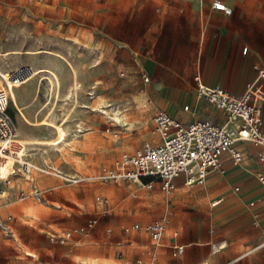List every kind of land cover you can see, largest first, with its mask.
<instances>
[{
  "label": "rangeland",
  "instance_id": "obj_1",
  "mask_svg": "<svg viewBox=\"0 0 264 264\" xmlns=\"http://www.w3.org/2000/svg\"><path fill=\"white\" fill-rule=\"evenodd\" d=\"M239 2L230 6L235 20L243 9H247L264 23V0ZM148 4V0H0V52H35L32 56L0 57V65L6 68L0 70H15L25 65L36 68L35 62L81 64L84 78L80 81L75 68L77 80L60 70L57 71L59 83L48 78L42 84L41 97L47 100L53 93L57 102L52 109L61 110L63 119L73 123L79 120V115L86 116V124L75 127L71 135L68 130H60L61 145L68 143L69 135L74 138L71 146L66 148L68 155H61L62 148L52 150L57 160L54 164L64 173L72 174L63 170L67 165L76 167L82 176L93 175L99 165L101 168L113 167L124 154H133L145 142L155 140L153 106L148 100L138 98L144 83L134 53L126 45L129 39L142 37L148 25L144 19ZM153 13L160 14L157 8ZM76 84L79 89L75 95ZM3 86L5 82L0 76V87ZM133 99L137 102H132ZM101 100L109 108L126 111L134 124L133 131L116 125L105 114L96 111ZM127 102L132 105L128 106ZM10 113L19 128V139L31 140L22 137L21 131L31 132L29 127L33 126L21 119L13 103ZM20 120L27 129H22ZM95 128L96 133L93 132ZM83 133H87V144L77 140ZM95 136L101 141L97 146L92 142ZM82 153L98 156L82 161L79 155ZM46 158L52 163V157ZM2 169L6 177L8 170ZM28 175L20 174L19 179H11L9 183L0 182L3 191H0V264H38L44 259L50 261L45 264H81L79 261L87 262L83 258H88V264H107L109 261L133 264L140 259L146 264H157L155 254H147L150 248L131 246L128 239L142 234L147 243L152 245L156 241L144 230L127 232L125 228L164 219L167 228L175 217L187 220L193 217L194 220L195 212L207 217L210 211L207 203H200L209 199L200 197L197 192L203 185L180 188L168 194L157 185L148 189L132 182L71 184L36 172L42 193L35 196ZM9 184L24 191L20 201L9 203L1 198L7 195ZM105 199L108 202L102 204ZM113 203L117 208L110 212L108 204ZM91 219H97L94 227L84 233L76 232L86 228ZM68 232L71 236L62 242L61 237H67ZM53 234L55 241L50 239ZM36 254L39 258L33 256Z\"/></svg>",
  "mask_w": 264,
  "mask_h": 264
},
{
  "label": "crops",
  "instance_id": "obj_2",
  "mask_svg": "<svg viewBox=\"0 0 264 264\" xmlns=\"http://www.w3.org/2000/svg\"><path fill=\"white\" fill-rule=\"evenodd\" d=\"M148 1V8L144 15L148 25L142 37L129 39L126 42L127 47L134 53V61L141 70L142 79L143 75L150 78L147 83L143 80L144 89L138 98L148 100L152 104L153 117L158 110L162 109L173 117H179L183 122L207 118L223 123L225 113L197 96L194 77L199 75L204 84L221 85L236 96L242 95L249 86L255 85L257 73L253 66L264 63V23L247 9H243L242 14L238 15L235 20L234 10L230 6L237 2L240 3L239 0ZM216 1H221L231 8L232 15L226 16L223 12L214 10L212 5ZM156 8L160 13L158 15L153 13ZM244 48H247V51L244 52ZM41 65L49 68L37 67ZM34 66L36 68L31 65L23 66L31 68L33 75L26 83L23 82L14 87L16 101L12 96L10 104L13 103L23 121L19 109L33 123L30 125L33 127H29L31 132L21 131L22 137L31 139L28 141L44 142L59 139V142L52 145H31L25 142L26 158L31 163L38 167L46 165L56 167L54 163L57 160L52 150L62 148L64 150L61 149L60 153L66 157L68 155L66 148L71 146L74 140L70 132L75 130V127L84 126L86 116L79 115V120L71 123L63 119L61 110L52 109L57 102L55 97L53 99V93L52 97H47V100L41 97L43 80L48 78H43V76L35 78L34 70L43 68L56 73L62 70L63 73L73 75L68 63L36 64L35 62ZM74 66L79 72L80 81L84 78L81 73V64ZM0 69L6 68L0 65ZM0 71L10 77L13 70ZM53 92L56 96V87ZM132 102L136 103L137 100L133 99ZM185 105H189V110L183 109ZM47 119L60 125L62 131L63 129L68 130L70 135L67 144L61 145L63 136H60L56 129L49 126H34L42 121H48ZM20 123L22 129L28 128L21 120ZM95 123L97 127V122ZM93 132L96 133L97 129L95 128ZM86 135L87 133L80 135L78 142L87 144ZM99 141L95 136L92 142L97 146ZM239 146L246 151L244 161L239 165H234L230 157L225 155L223 157L225 172L223 174L211 173L207 181L202 184L205 187L199 186L197 189L200 197L209 199L200 201V203H207L210 207L207 217L201 215L199 211L195 212L194 220L193 217L188 220L181 216L175 217L169 222L163 236L156 243L151 245L147 243L142 234H138L128 239L130 245L137 244L145 249L150 248L147 254L154 253L155 259H158L157 264H264V245L258 246L264 241V186L256 177L257 172H264V162L257 161L251 143L240 142ZM79 155L82 161L98 156L97 154L90 156L87 153ZM47 156L52 157V163L47 161ZM100 168L101 165L97 167L98 170ZM63 170L79 174L76 167L64 165ZM3 172L4 169L1 170L2 176H4ZM36 172L43 173L35 169L31 171L27 177L32 182L31 187H39ZM43 174L62 180L55 175ZM19 177L20 174L13 175L10 180L19 179ZM156 187L159 188L158 185ZM188 187L179 181L176 190ZM20 190L22 188L19 186L9 184L6 189L7 195L1 198L9 203L18 202L20 201L18 199ZM217 199L221 201L213 205L212 203ZM112 205L110 212L117 208L115 203ZM182 230L185 232L183 233ZM223 243L226 246L218 249V246ZM177 245H184L185 251L175 256L174 247ZM33 256L39 258L37 254ZM83 259L87 262L79 261L81 264L89 263L88 258ZM45 263H50V261L45 259L38 261V264ZM133 264H146V261L140 259Z\"/></svg>",
  "mask_w": 264,
  "mask_h": 264
},
{
  "label": "built area",
  "instance_id": "obj_3",
  "mask_svg": "<svg viewBox=\"0 0 264 264\" xmlns=\"http://www.w3.org/2000/svg\"><path fill=\"white\" fill-rule=\"evenodd\" d=\"M212 8L223 12L226 16H231L233 12L221 1L214 2ZM245 51L247 48H244ZM253 67L257 73L256 84L249 86L240 96L231 94L221 85L204 84L199 75L194 77L197 96L225 113L223 123L207 118L183 122L160 109L153 117L157 133L154 141L145 142L133 154H124L115 166L100 168L95 174L88 176L67 174L49 165L38 167L26 158V143L17 140L18 126L9 110L12 101L10 85L0 73L5 82V86L0 87V167H7L8 170L6 177L0 174V182L9 183L11 176L28 175L35 169L60 177L71 184L133 182L148 189L158 185L161 191L169 194L176 190L179 181L191 187L204 184L211 173L223 174L225 155L230 157L234 165L241 164L245 159L246 151L239 146L240 142L251 143L257 161L264 162V63L254 64ZM32 72L29 67H17L12 71L10 78L14 84L21 85L32 75ZM143 80L147 83L150 78L143 75ZM183 109L189 110V105H185ZM10 158L11 162H9ZM256 177L264 186V172H257ZM32 190L35 196L42 193L37 186H33ZM23 195L24 191L20 190L18 199ZM220 201L221 199H217L212 204L216 205ZM105 202L108 200H102V204ZM108 207L111 211L113 205L108 204ZM11 216L10 214L9 217ZM96 223L97 219H91L86 228L76 232L84 233ZM165 229V219L143 226L137 223L125 228L127 232L144 230L154 241H158L163 236ZM71 234L68 232L67 237H61L62 242H65ZM55 238V234L50 237L51 241H55ZM262 245L264 241L258 246ZM221 246L219 245L218 249H221ZM184 251V245L174 247L175 256L183 254Z\"/></svg>",
  "mask_w": 264,
  "mask_h": 264
},
{
  "label": "bare ground",
  "instance_id": "obj_4",
  "mask_svg": "<svg viewBox=\"0 0 264 264\" xmlns=\"http://www.w3.org/2000/svg\"><path fill=\"white\" fill-rule=\"evenodd\" d=\"M69 40L71 42H73L71 39H69ZM77 44H79V42ZM85 48H88L87 44H85ZM19 53L20 52H17V51H6V52L0 53V57L7 58V57H10V56L18 55ZM23 54H25V55H34L35 52L33 53V52L25 51ZM54 56L62 58L60 55H56L55 54ZM68 64H69V66L72 69L74 79L77 80V71H76V69H74L75 67H73L71 63H68ZM34 71H35V74H34L35 78L37 76H43V78H49L51 81H54V79H55L57 81V83L60 82V78H59L58 74L56 72L52 71V70L43 69V68H37ZM0 73L7 79V82L10 85L12 96H13L14 100L16 101L14 86L15 85L17 86L18 83L14 84V81L11 80V78H10L11 76L9 77V75L7 76L6 74H4L1 71H0ZM48 74H49V76H48ZM32 75H33V72H32ZM31 76L24 83H26L31 78ZM75 87L76 88L74 89L75 90L74 94L76 95V93H77V91L79 89L78 84H76ZM127 104H128V106L132 105L131 102H127ZM95 110L100 112V113H102V115L105 114V116H107L112 122L116 123V125L123 126L128 131H133V125L134 124L132 123V120L130 119L129 114H127L126 111H121V109L118 110V109L109 108L106 105L105 101H102V100L98 102ZM19 111L21 112V116L24 119V121L29 123L30 125H33V123H31L26 118L24 112L21 109H19ZM34 126H49V127H52L54 129H56L58 131V133L61 134L60 133V130H61L60 125L54 124L52 122L43 121L41 123L35 124ZM18 139H19V130H18L17 140ZM18 141L21 142V143H25V142L26 143H30L31 145L32 144L52 145V144H55V142H59V139L57 141H47V142H44V141H28V140H21V139H19ZM11 161L12 160L10 158L9 162H11ZM0 174H1V167H0ZM222 245L223 246H221V247H223V248L226 246V244H224V243ZM107 264H116V263L109 261V262H107Z\"/></svg>",
  "mask_w": 264,
  "mask_h": 264
}]
</instances>
